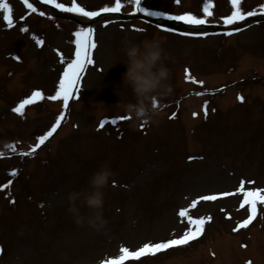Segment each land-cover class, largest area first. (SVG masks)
Wrapping results in <instances>:
<instances>
[{"label":"rangeland","instance_id":"1","mask_svg":"<svg viewBox=\"0 0 264 264\" xmlns=\"http://www.w3.org/2000/svg\"><path fill=\"white\" fill-rule=\"evenodd\" d=\"M79 1L86 10H99L113 3ZM203 3L204 0H180L179 4L175 0H142L145 8L169 15L190 12L201 16ZM122 4L134 8L129 0H122ZM262 4L264 0H242L241 8L258 15L262 14ZM11 5V28L0 14V150L6 153L0 156V185L7 186L0 187V264H101L119 255L121 245L136 250L146 242L182 235L187 227L186 218L178 215L182 208L194 218L211 216V221L204 224V239L190 247L129 264H243L250 260L264 264V204L257 203L255 229L248 226L243 227L248 231L234 230L236 223L248 215V206L240 207L243 194L236 191L240 182L244 181L245 189H264V63L257 64L264 62V22L249 21L244 25L248 32L229 39L224 32L211 29L207 36L199 37L202 41L174 29L162 31L136 18L109 26L103 21L94 23V63L88 69L79 102L64 113L69 121L61 122L62 129L55 140L32 157L21 152L9 154L10 149H3L5 141L20 140L23 153H31L33 136L50 129L61 106L46 98L25 105L22 115L12 109L34 90L42 91L45 97L54 94L61 69L55 49L65 64L70 62L73 33L81 27L70 21L57 23L41 6L31 14L14 1ZM213 5L209 18L222 24V17L231 13L230 0H213ZM24 27L27 32L20 30ZM43 34L49 38L41 37ZM34 37L46 43L38 45ZM153 37L162 41L169 54L164 63L170 69L173 86V93L158 102L163 108L161 115L155 123L145 125L142 132L137 122L127 119L100 129L98 123L104 118L128 116L124 105L135 100L131 87L123 80L125 41L140 43ZM204 52L223 64L225 77L222 70L211 71L215 73L212 78L211 73L200 74L201 68L211 70L220 65L206 58ZM11 57L22 59L21 64L7 62ZM198 61H202L200 65ZM252 64L254 67L249 68ZM191 76L206 79L210 85L207 88L218 90L241 78L247 80L231 85L232 89L221 95V99L229 97V104L225 103L227 112L213 114L209 121L192 120L191 107L198 108L202 101L194 99L193 105H189L190 100L180 103L178 121L168 120L167 116L174 112L172 99L192 89L199 90L192 86ZM238 91L247 93L248 101L242 106L236 103ZM216 96L212 93L203 101L217 107ZM186 127L194 129L189 147ZM101 166L109 167L112 176L103 189L107 224L97 231L86 220L79 225L75 222L68 211V193L88 191L90 176ZM14 170L19 179L12 184V191L8 181ZM148 174L153 176L147 178ZM224 192L232 194L189 207L200 196ZM77 206L85 217L90 214L79 200ZM258 230L260 233H256ZM236 232L240 233L233 236ZM204 249H215L217 259L210 258L208 251L202 255ZM128 261L131 260L124 262Z\"/></svg>","mask_w":264,"mask_h":264},{"label":"snow or ice","instance_id":"2","mask_svg":"<svg viewBox=\"0 0 264 264\" xmlns=\"http://www.w3.org/2000/svg\"><path fill=\"white\" fill-rule=\"evenodd\" d=\"M46 4H51L55 8L67 12V13H75L84 18H94L100 16L102 13L104 14H112V13H119L123 7L122 0H113L112 5H104L99 8V10H86L85 7L81 6L77 3V0H72L71 6H66L63 3H58L57 0H43ZM130 3L133 4L134 8L133 11L137 13H145L147 16H164L168 20L173 21H182L185 24L192 25V26H202L208 23V17L213 15L212 8L213 0H204L202 13L203 15L197 16L192 13H184L180 15H169L167 12H153L149 11L147 8L141 6L142 0H129ZM177 4H179L180 0H175ZM24 5L27 9L31 10V12L35 13L37 8L34 7L33 2H29V0H23ZM231 3V13L227 16L222 17V22L224 25H235L240 21L246 20L247 17L255 16L256 13L253 11H243L241 8L242 0H230ZM260 12L264 14V4L260 6ZM13 8L12 5L8 2V0H0V14H2L3 21L6 22L7 26L11 28L13 26ZM41 16L44 15L43 12L39 13ZM157 27H161V25H157ZM21 31H28V28L24 27L20 29ZM137 31H143V29H135ZM167 31H173V29H166ZM239 28H233L232 31H228L225 35H232L234 32L239 31ZM185 35L189 36H206L208 35L205 31H194L184 33ZM73 36L75 39L72 43L75 45V58L71 59L70 62H67L66 67L63 70L61 77L59 78L57 88L53 95L45 97L44 93L40 90L32 91L31 95L22 99L19 104L12 109L13 112L18 114H23V110L25 105H30L35 103L36 101L48 99L51 101L61 100L63 107L67 109L69 107V100L70 97L74 95L75 91L77 90V86L81 79V73L84 71L86 65H92L94 63L93 56L91 54V50L96 48V43L94 40V29L91 27H81L78 28L74 33ZM36 39V43L38 45H42L44 41L42 39ZM19 59V57H16ZM61 63H64V57L61 55L60 57ZM187 69L186 72V79L187 76ZM194 81V77L192 78ZM199 83H203L200 81ZM199 94V93H198ZM238 100H243V96H238ZM204 114L207 117V107L205 104L204 107ZM194 115H196L194 113ZM175 116V113H173ZM64 117V112L62 111L56 118L55 123H53L48 131L44 134L38 136L37 143L33 146L31 153H22V155H29L34 154L35 149H38L53 135V133L57 130V127L61 123V119ZM127 116L116 117L110 121L111 124H116L119 120L128 119ZM107 122L102 120L100 121V127H104ZM144 127V125H141ZM4 155V153L0 152V156ZM192 159V157H189ZM13 175L16 174L15 170L12 173ZM249 184L253 183L252 181H248ZM11 184V180L8 181V185ZM0 187H6L4 185H0ZM237 192L243 194V199L240 202V207L244 208L247 205V219L241 221L236 225L234 230H238L241 227H247L249 223L253 220L257 213V203L260 202L264 204V189L260 188H248L245 189L244 181L240 182V186L236 189ZM232 193H219V194H212V195H203L198 197L197 199L193 200L189 207H194L198 201H215L218 196H228ZM179 217L186 218L187 220V227L185 228L182 235L175 238H170L160 242H146L141 247L136 250H130L128 247L121 245L119 248V255L115 257H110L107 260H102L101 264H123L126 260H139L142 256L155 254L157 251L167 249L173 246L185 245L190 241L198 238L202 235L204 231V224L208 221H211V216L208 217H198L194 218L191 215H188L187 209H180L178 213ZM3 249L0 248V252ZM250 264V262H248Z\"/></svg>","mask_w":264,"mask_h":264},{"label":"clouds","instance_id":"3","mask_svg":"<svg viewBox=\"0 0 264 264\" xmlns=\"http://www.w3.org/2000/svg\"><path fill=\"white\" fill-rule=\"evenodd\" d=\"M124 52L126 59L122 62L126 65V71L123 80L131 87L135 98L134 102L124 105V110L140 125L155 123L163 111L161 103L158 102L173 93L171 72L164 63L169 54L162 41L155 37L140 43L126 40ZM111 176V169L101 166L90 176L88 191L68 193V211L73 214L78 225L86 220L88 225L97 231L105 228L107 220L103 216V189L108 185ZM78 200L90 210L87 217L81 214L77 206Z\"/></svg>","mask_w":264,"mask_h":264},{"label":"bare ground","instance_id":"4","mask_svg":"<svg viewBox=\"0 0 264 264\" xmlns=\"http://www.w3.org/2000/svg\"><path fill=\"white\" fill-rule=\"evenodd\" d=\"M204 235H205V233H204ZM204 235H203V236H204ZM203 236H202V237H203Z\"/></svg>","mask_w":264,"mask_h":264}]
</instances>
